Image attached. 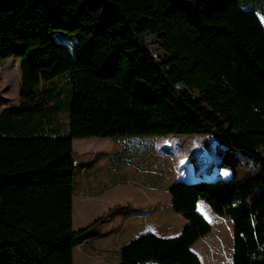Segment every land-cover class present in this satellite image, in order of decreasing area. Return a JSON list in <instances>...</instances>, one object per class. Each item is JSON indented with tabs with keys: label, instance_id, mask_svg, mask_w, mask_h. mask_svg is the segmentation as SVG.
<instances>
[{
	"label": "trees",
	"instance_id": "trees-1",
	"mask_svg": "<svg viewBox=\"0 0 264 264\" xmlns=\"http://www.w3.org/2000/svg\"><path fill=\"white\" fill-rule=\"evenodd\" d=\"M259 14L264 0H0V78L5 59L21 69L19 103L0 112V264H75L95 224L73 227L75 139L167 134L213 135L246 174L171 188L182 236L140 237L125 264H197L200 199L233 221V264H264ZM64 58L68 71L33 86L34 66Z\"/></svg>",
	"mask_w": 264,
	"mask_h": 264
},
{
	"label": "rangeland",
	"instance_id": "rangeland-1",
	"mask_svg": "<svg viewBox=\"0 0 264 264\" xmlns=\"http://www.w3.org/2000/svg\"><path fill=\"white\" fill-rule=\"evenodd\" d=\"M259 17L264 25V16L259 14ZM66 32L53 31V40L68 43ZM69 68L68 58L34 66L32 84L41 86ZM20 84V60H3L0 112L19 103ZM61 118L69 121L66 112L61 114ZM74 152L77 170L73 227L80 229L95 221L90 233L107 234L99 239L103 245L99 246V253L91 254L98 264H125L123 247L140 237L152 234L167 240L182 236L190 221L174 209L170 193L174 186L191 180L229 178L234 170L241 177L246 174L242 162L236 161L233 166L221 163L225 147L210 134L79 138L74 140ZM196 211L209 226L189 245L197 264H233L234 229L231 218L218 215L201 199L197 202ZM137 212H143L142 216L133 215ZM118 242H127L121 247L120 257L104 252V244L112 246ZM84 244L75 247L76 264H86L85 259L90 258Z\"/></svg>",
	"mask_w": 264,
	"mask_h": 264
},
{
	"label": "crops",
	"instance_id": "crops-1",
	"mask_svg": "<svg viewBox=\"0 0 264 264\" xmlns=\"http://www.w3.org/2000/svg\"><path fill=\"white\" fill-rule=\"evenodd\" d=\"M261 19V18H260ZM204 201V200H202ZM142 213L143 212H137V213H134L133 215H141L142 216ZM107 234L103 233V234H98V233H90L89 237L84 239L81 244L85 243L84 246H85V251L87 253L89 257H87L85 259V263L86 264H98L96 263V258L95 256H92L91 254L92 253H99V246H103L100 244V241L99 239L101 238V236L105 237ZM127 242H125L124 244L121 243V242H118V245H114L112 244V246H110V244H104V247L105 249L104 252L107 253L109 252L110 255H113V257H120V250H121V247H123ZM117 244V243H116ZM76 251V250H75ZM89 253V254H88ZM92 256V257H91ZM99 257V255H96ZM93 260V261H92ZM109 260V259H108ZM74 261H75V264H76V260H75V253H74ZM95 261V263H94ZM121 260H118V262L120 263ZM107 264H112V263H109L107 262Z\"/></svg>",
	"mask_w": 264,
	"mask_h": 264
}]
</instances>
